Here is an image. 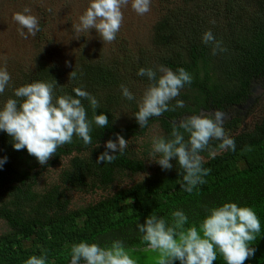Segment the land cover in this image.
<instances>
[{
	"label": "trees",
	"instance_id": "obj_1",
	"mask_svg": "<svg viewBox=\"0 0 264 264\" xmlns=\"http://www.w3.org/2000/svg\"><path fill=\"white\" fill-rule=\"evenodd\" d=\"M170 7L158 17L152 26L147 47L130 51L122 48L119 55L109 59H92L79 55L73 65L62 70L55 64L37 59L34 64L12 78L10 86L0 94V106L13 95L16 87L33 81H50L54 78L58 88L75 95L73 88L80 87L93 95L100 104L96 114L109 118L104 128L92 125V143L85 145L81 138L73 137L70 144L57 149L46 165H41L26 149L15 150L9 135L0 130V158L6 163L0 167V220L7 232L0 234V264H26L32 256L46 255V264H68L70 249L81 241L110 246L121 240L138 264H155L156 253L146 251L136 222L155 212L169 223L172 212L183 211L188 224L199 226L209 209L234 202L238 206L251 207L261 224V232L254 247L256 253L245 264H264V122L251 128L228 135L235 140V150H220L221 141L212 140L209 148L201 152L203 168L208 169L203 183L191 193L185 191L184 169L172 159L171 170H163L159 164L151 174L128 186L98 198L92 203L72 208L63 186L82 187L91 179L106 185L118 170L138 172L143 162L127 150L115 153L112 163H97V156L106 151L101 146L107 140H116L117 134L143 131L135 116L131 125L118 126L114 122V107L123 100L120 86L129 89L134 82L148 87L147 77L139 76L138 70L160 66L174 72L184 68L192 76L176 98L183 100L184 108H176L158 117L160 136L171 139L174 122L185 115H199L200 111L225 112L233 105L242 103L249 95L250 84L260 80L264 84V0H163ZM210 30L216 41L226 51L202 42L203 34ZM74 70L76 79H69ZM57 94H62L58 92ZM128 101V100H127ZM82 103L88 118L94 116L87 100ZM176 100L170 102L174 107ZM136 113V110H132ZM239 120L234 116L223 123L231 129ZM182 131V130H181ZM188 134L185 133V140ZM97 141L99 147H95ZM88 151L85 158L76 155ZM215 152V155L211 153ZM75 153V154H72ZM69 156L61 168L57 181L42 191H35L36 179L45 167L54 165ZM242 161L244 166L236 165ZM31 238V244L23 247L22 240ZM33 243V244H32ZM175 264H179L176 261ZM214 264H226L218 255Z\"/></svg>",
	"mask_w": 264,
	"mask_h": 264
},
{
	"label": "clouds",
	"instance_id": "obj_2",
	"mask_svg": "<svg viewBox=\"0 0 264 264\" xmlns=\"http://www.w3.org/2000/svg\"><path fill=\"white\" fill-rule=\"evenodd\" d=\"M129 4L138 15L151 10V0H89L88 7L73 30L78 34L88 33L89 36V30L95 29L103 43H112L123 23L122 10ZM30 12L25 8L13 16L20 26L19 35L25 39L28 35L35 37L40 31L38 18ZM202 42L213 45V54L217 50L226 51L210 30L203 34ZM65 63L68 64L67 61ZM158 71L161 73L159 76L152 68L141 67L137 73L147 77L150 82L134 114L140 128L145 127L154 116L185 107L184 101L176 98L186 84H191L190 73L182 67L174 72L160 66ZM76 77V71L72 70L68 80ZM11 80L7 68L0 67V94L10 86ZM59 85L54 78L26 83L16 87L13 95L0 106V130L12 138L15 150L26 149L41 165H46L56 155L58 148L72 143L73 137L81 138L85 145L91 144L93 123L99 128L109 125L106 115L96 114L100 104L93 95L80 87L73 88L75 95H71L58 88ZM120 88L124 98L129 101L135 99L127 86L122 84ZM174 99L176 103L172 107L170 102ZM83 100H87L93 110L91 120ZM223 115L219 111L185 115L174 122L171 139H153L152 157L156 158L149 159L158 163L163 170H171L173 165L170 161L175 159L185 171L181 186L191 193L198 184L203 183L202 177L209 171L202 167L204 159L200 153L209 148L212 140L221 141L220 150H235V140L225 133ZM185 133L188 134L187 140ZM95 147H99L98 141ZM127 147L128 140L117 134L115 141L109 139L105 142L106 151L97 156L96 162L112 163L116 159L115 153L123 154ZM211 154L215 155V152ZM6 160V157L0 158V167ZM171 216L169 223L153 212L143 223L136 222L137 230L142 233L141 241L146 244L145 250L156 253L155 264H175L176 261L179 264H214L218 255L226 264H245L256 253L253 245L261 232V224L251 207L238 206L234 202L223 203L209 209V214L198 227L186 226L188 217L181 210L172 212ZM133 251L121 240H114L105 247L81 241L71 246L70 264H138ZM46 261V255H32L26 264H46Z\"/></svg>",
	"mask_w": 264,
	"mask_h": 264
},
{
	"label": "rangeland",
	"instance_id": "obj_3",
	"mask_svg": "<svg viewBox=\"0 0 264 264\" xmlns=\"http://www.w3.org/2000/svg\"><path fill=\"white\" fill-rule=\"evenodd\" d=\"M88 4L89 0H0V67H6L11 78H17L37 59L46 60L62 70H67L79 55L105 60L119 55L122 48L135 51L147 47L152 26L165 8L170 7L167 1L151 0V10L144 15H138L129 4L122 10L124 19L116 39L112 43H103L95 29L89 30V36L88 33L78 34L73 30ZM25 8L31 10L30 14L38 18L40 25V31L35 37L28 35L26 39L19 35L20 26L13 20L14 14L23 12ZM77 35L80 36L75 38ZM66 61L68 64L65 63ZM146 88L147 86L142 83L131 84L129 90L134 94L135 99L127 101L123 98L120 104L114 107L113 116L116 125L123 127L131 125L134 119L132 110H138L139 101ZM249 90L248 97L242 103L233 105L225 112L219 111L224 114L223 123L234 116L239 118L231 129L224 128L228 135L247 130L257 122H264V84L260 80L253 81ZM213 111L215 110L206 113ZM159 136L160 128L156 120L147 123L143 131L128 134L125 137L128 140V147L125 150L143 162V170L134 173L126 170L115 171L112 181L106 185L88 179L86 185L82 187L63 186L64 192L69 197V206L77 208L92 203L118 188L128 187L151 174L157 164L149 159L156 158L152 157V142ZM101 146H105V143ZM87 153L88 151H81L76 155L85 158ZM68 158L69 156H65L58 163L41 170L33 187L34 190L42 191L55 183L59 170L66 166ZM236 165L242 167L244 163L238 161ZM7 230L5 223L0 220V234ZM30 239L22 240V246L28 247L31 244L32 239Z\"/></svg>",
	"mask_w": 264,
	"mask_h": 264
},
{
	"label": "water",
	"instance_id": "obj_4",
	"mask_svg": "<svg viewBox=\"0 0 264 264\" xmlns=\"http://www.w3.org/2000/svg\"><path fill=\"white\" fill-rule=\"evenodd\" d=\"M206 112H208V111H200V113H206ZM200 113H199V114H200ZM68 264H70V262H69Z\"/></svg>",
	"mask_w": 264,
	"mask_h": 264
}]
</instances>
